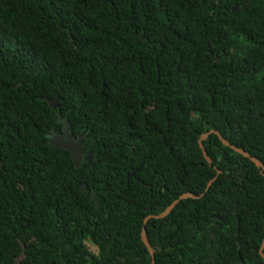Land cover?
Masks as SVG:
<instances>
[{
	"label": "trees",
	"instance_id": "obj_1",
	"mask_svg": "<svg viewBox=\"0 0 264 264\" xmlns=\"http://www.w3.org/2000/svg\"><path fill=\"white\" fill-rule=\"evenodd\" d=\"M211 129L264 164V0H0V264H151L143 227L155 264H264V171Z\"/></svg>",
	"mask_w": 264,
	"mask_h": 264
},
{
	"label": "water",
	"instance_id": "obj_2",
	"mask_svg": "<svg viewBox=\"0 0 264 264\" xmlns=\"http://www.w3.org/2000/svg\"><path fill=\"white\" fill-rule=\"evenodd\" d=\"M56 105H57V101L55 100L53 102V106L56 107ZM211 133L217 134L219 139L222 141L223 144L231 147L236 152L241 153L243 156L249 158L258 168H260L262 171H264V164H263V162L260 159H258L255 156H252L250 153H248L243 148L231 144L228 139L224 138L218 131H216L214 129H211L208 132L204 133L201 136V138L199 139L200 148L202 149L203 155H204L205 159L208 161L209 164H212L213 160L210 158V156L206 152L205 147L203 146V139H206L208 137V135L211 134ZM60 138H61L60 143H52V142H50V140H49V142L55 147L63 148V149H66V150L70 151L71 152V156H72V161H73L74 165L76 167L80 166L82 161H83V153H84L83 149L81 147L83 136L80 135L77 139H74L72 134H71V132H70V124L66 123V125L64 126V128L62 130V135H61ZM86 159H88V157H86ZM216 170H217V175H218L221 171L219 169H216ZM214 179H212L208 183L207 189L211 185V183H212V181ZM83 189L87 191V187L86 186H84ZM202 194H198L197 195V194H194V193H191V192H186V193L181 194L178 198L173 200V202L169 206H167L161 213H159V214H151V215L146 216L145 219H144V224L150 218H163V217L167 216L169 214V212L174 208V206L180 200L186 199V198H199L200 196H202ZM90 197L94 198V194H91ZM214 216L218 217L217 214H215ZM141 238H142L143 243L145 244V246L147 247V249H148V251H149V253L151 255V258H152L151 264H155L154 251H153V249H152V247H151V245L149 243V240L147 238L145 227L142 228ZM259 253H260L261 257L264 259V238H263V241H262V245H261V247L259 249ZM20 257L21 256H19V258Z\"/></svg>",
	"mask_w": 264,
	"mask_h": 264
},
{
	"label": "flooded vegetation",
	"instance_id": "obj_3",
	"mask_svg": "<svg viewBox=\"0 0 264 264\" xmlns=\"http://www.w3.org/2000/svg\"><path fill=\"white\" fill-rule=\"evenodd\" d=\"M64 128V127H63ZM61 135H62V131H52L50 136H49V140L52 143H60L61 141ZM74 138V137H73ZM76 139V138H74ZM23 254V251L21 252V254L19 256H21ZM19 256L16 257V260L18 261L20 258Z\"/></svg>",
	"mask_w": 264,
	"mask_h": 264
},
{
	"label": "rangeland",
	"instance_id": "obj_4",
	"mask_svg": "<svg viewBox=\"0 0 264 264\" xmlns=\"http://www.w3.org/2000/svg\"><path fill=\"white\" fill-rule=\"evenodd\" d=\"M90 250L95 251L96 249H95V247L90 246Z\"/></svg>",
	"mask_w": 264,
	"mask_h": 264
}]
</instances>
